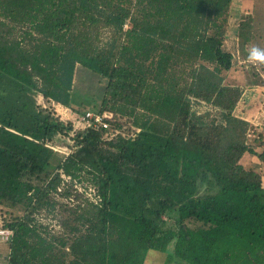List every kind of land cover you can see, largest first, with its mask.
<instances>
[{
    "label": "trees",
    "instance_id": "obj_1",
    "mask_svg": "<svg viewBox=\"0 0 264 264\" xmlns=\"http://www.w3.org/2000/svg\"><path fill=\"white\" fill-rule=\"evenodd\" d=\"M245 2L0 0L7 264H264V131L226 82V41L251 34ZM80 71L106 81L99 98ZM58 104L114 118L85 128Z\"/></svg>",
    "mask_w": 264,
    "mask_h": 264
},
{
    "label": "rangeland",
    "instance_id": "obj_2",
    "mask_svg": "<svg viewBox=\"0 0 264 264\" xmlns=\"http://www.w3.org/2000/svg\"><path fill=\"white\" fill-rule=\"evenodd\" d=\"M246 1L251 3L252 5L249 8V11L251 13L249 12L248 16L246 17V20H248V21L246 23H243V24H245L244 25V27H245L244 31L249 30V33H251V34L246 35V37H247L246 40L243 37H240L239 40L237 39L238 37H234V38H232L234 40H228L226 43V47L228 48V50L232 51L236 55V57H235V63L236 64L238 63V61H240V59L243 60L244 57L245 58L250 57V55L252 54V46H251L252 40L251 39H253V41H254L253 42V49L254 48L259 49L260 52L264 53V0H246ZM251 9H253L254 11H252ZM229 26H230V30L233 33H238V31L240 30V26L234 24V22H232V21L229 24ZM252 26L255 30L254 29L251 30ZM126 28H127V26H126ZM261 37H262V39H261ZM229 41H230V43H229ZM242 41H245V42H243V44H242ZM248 50L251 52V54H249ZM238 52H240V53H238ZM247 65L250 66V61L247 62ZM253 71H251L249 74L250 75L253 74ZM249 74H246V75H249ZM227 81L228 80L226 79V82ZM105 85H106L105 80H103L100 77H98L97 75H94V74L89 73V72L80 71L78 73V76L76 77V86L79 89V92L85 96L92 97V99L99 98L101 96ZM241 101H243V97L240 99V102ZM39 102L41 104H44V105L46 104L43 97H39ZM56 109L58 110V112L60 114H63L64 116L68 115L67 110H64V108H62V107L57 108L56 107L54 110L56 111ZM194 109H197L199 111V113H202V114L205 112H212L213 111V108L211 106H207L205 104L201 105L199 107L193 106V110ZM56 113H57V111H56ZM262 124H263L262 128L257 127L259 131H264V127H263L264 126V120H262ZM259 151H262V149H259ZM243 161H244V164L246 167H248V168L250 166L254 167L256 162H257V158H256V156H253L251 154H247L244 157ZM78 187L80 188L81 192H84L83 189L80 187V185ZM39 218H40L41 222H43V224H45V225L50 224L51 229H53L57 232L61 230V227L57 224V221L54 220L51 216H45V215L41 216L40 215ZM1 225H2V221H1V216H0V228H1ZM8 256H9V245H8V243H0V264H7ZM155 264H159V262L156 261Z\"/></svg>",
    "mask_w": 264,
    "mask_h": 264
},
{
    "label": "crops",
    "instance_id": "obj_3",
    "mask_svg": "<svg viewBox=\"0 0 264 264\" xmlns=\"http://www.w3.org/2000/svg\"><path fill=\"white\" fill-rule=\"evenodd\" d=\"M251 5L252 4L249 2H245L244 6L239 11V14L248 9L246 11V15H248ZM237 39L239 40V37ZM228 40L234 39L229 38ZM249 61L250 63L253 62L252 60H246V58H243V60L240 59L234 70L228 74L226 79L228 80L227 82H231L233 86L240 87L243 91V101L239 102L236 116L248 121L254 126L258 124L256 127L262 128V120H264V77L263 75L257 74V69L247 65V62ZM251 71H253V74L250 75L249 73Z\"/></svg>",
    "mask_w": 264,
    "mask_h": 264
},
{
    "label": "built area",
    "instance_id": "obj_4",
    "mask_svg": "<svg viewBox=\"0 0 264 264\" xmlns=\"http://www.w3.org/2000/svg\"><path fill=\"white\" fill-rule=\"evenodd\" d=\"M58 107H62L64 108V110H67L68 115L64 116L63 114H60L57 111V115L60 116L63 120H69V119H79V122L83 124V126L85 128H100L103 127L104 129H108L109 128V121H112L114 118V114L107 112V113H96L93 111H89L86 112L84 115L77 117L76 115H74L71 111H69L66 107L62 106V105H55V108ZM13 232L5 229V228H0V241H8L11 236H12Z\"/></svg>",
    "mask_w": 264,
    "mask_h": 264
},
{
    "label": "clouds",
    "instance_id": "obj_5",
    "mask_svg": "<svg viewBox=\"0 0 264 264\" xmlns=\"http://www.w3.org/2000/svg\"><path fill=\"white\" fill-rule=\"evenodd\" d=\"M249 59L264 60V54H261L259 49L254 48Z\"/></svg>",
    "mask_w": 264,
    "mask_h": 264
}]
</instances>
